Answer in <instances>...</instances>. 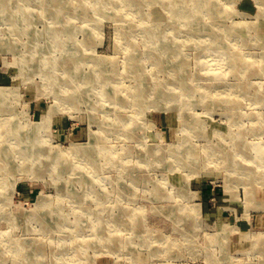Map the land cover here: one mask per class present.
Listing matches in <instances>:
<instances>
[{"label": "rangeland", "instance_id": "374dc122", "mask_svg": "<svg viewBox=\"0 0 264 264\" xmlns=\"http://www.w3.org/2000/svg\"><path fill=\"white\" fill-rule=\"evenodd\" d=\"M41 1L33 0L32 30L48 38L52 29L61 59L62 47H79L80 73L101 92L84 87L74 105H59L38 65H22L28 38L11 34L0 16V88L9 90L0 98V154L6 148L12 154L11 166L2 169L0 156V264H264V164L258 161V149L264 150V1L217 0L225 15L217 30L235 31L227 33L228 55L208 49L211 35L195 38L183 28L173 62H186L187 76L177 82L168 74L170 60L160 69L149 58V41L172 43L167 11L159 18L162 37L148 40L142 29L150 22L148 0H142L143 13L126 10L123 0ZM6 30L8 40L20 37L18 49H9ZM65 31L74 38L62 45ZM133 53L142 58L137 64ZM230 53L254 64L243 75L232 73ZM152 74L172 80L170 102H137L142 87L148 96ZM185 120L191 124L185 127ZM192 122L197 129H190ZM73 145L81 147L79 155L59 159L54 172L55 152L45 160L49 146ZM100 147L111 154H100ZM32 149L43 153L37 163L27 154ZM41 199L54 219L35 218ZM60 218L63 229L56 228ZM106 231L108 243L97 239Z\"/></svg>", "mask_w": 264, "mask_h": 264}, {"label": "bare ground", "instance_id": "6f19581e", "mask_svg": "<svg viewBox=\"0 0 264 264\" xmlns=\"http://www.w3.org/2000/svg\"><path fill=\"white\" fill-rule=\"evenodd\" d=\"M40 3L42 2L41 0H38ZM94 1V0H93ZM97 1V0H95ZM124 1V7L126 10L131 9L132 7L136 9V12L139 13H143V5H142V0H123ZM211 1H213V4L211 3ZM264 1V0H262ZM97 3V2H96ZM148 4L151 7V12H149V6L146 9V15L148 18H150V22L145 24L143 26V32L145 33V36L148 38V40H153V36L156 35H160L161 37L163 35V30L162 29V25L161 22L159 20L160 18V13L165 14V11H167V14L169 15V19L167 20V23L169 21L172 22V25H169L166 28L167 32H171L173 35V40L172 43L170 45H166L164 47H159L156 44H153V41H149L151 42L150 45L152 46L149 52V58H151V60L153 61V63L157 66L160 67L162 65V62L164 60H170V66H172L171 68H169V72L168 74L173 75V79L177 81H180V77L182 75V77L187 76L186 70L187 69V63L183 62L182 64H180L179 66L176 65V62H173L174 59H177L180 57L178 50V40L179 38L178 33H182L184 32L185 28L186 32L188 34H192L194 35L193 37L195 38H199L201 37L203 34H209L211 35V37H213V44L211 46L208 47V49L213 50V51H218L220 52L222 55L223 54H227L228 52L225 49V46L228 44L229 40H230V35H227V33L230 34H234L235 31H233V29L231 30H217V24H221L222 20L221 18H224V14L223 11L224 9L220 6V3H218L217 0H148ZM96 5V4H95ZM34 2L33 0H0V16L2 15L3 18L6 20V29H11V34L13 33V31L15 32V34L22 35L28 38L27 40V53L24 54H20L21 60H22V65L24 67L26 66H30V68H33V65L36 66V64L38 66L37 67V73H40V75L42 76L44 82L46 81H52L53 86L52 88H54V96L56 101L59 103V105L67 103L70 105H74L77 100L79 98H82L83 94H84V87H90L94 90L98 89L99 92H101V90L99 88H96V86L94 85V83L85 80V77H82V74L80 73V69L82 68L81 66L85 63V60L82 59L80 57V50L79 47L74 48L73 50H68L64 47H62L63 49V58L61 59V57H57L55 55V52L60 50L61 47H59L58 45H54L53 43L54 41L56 42L57 40H52L49 38V35L53 34V30L48 28L46 30V35H48L47 37H42L43 32L41 31H33L32 28L35 26L36 20H37V15L34 14ZM37 9H40L37 7ZM45 10V8H42L41 10ZM55 11L57 12H61L60 6L58 7H54ZM123 9V10H125ZM76 11H78V7L76 8ZM131 11V10H130ZM204 13H207L208 15H204ZM59 16V15H58ZM57 18H61L58 17ZM211 16V20H208V17L210 18ZM157 20H153L156 19ZM202 18H207V20H202ZM9 20V22H8ZM151 20H153L154 22L151 24ZM176 21H182L183 24L180 25H174V22ZM205 21V22H204ZM208 22V23H207ZM177 23V22H176ZM34 25V26H33ZM232 28V27H231ZM15 29V30H14ZM145 29V30H144ZM158 30H161L160 32H158ZM217 30V31H216ZM132 30H129V32ZM228 31V32H227ZM233 31V32H232ZM6 33L3 35V38L6 39L5 42L6 44H9V49L12 50H16L18 49V45H17V41L19 40V38H17L16 41H10L8 40V35L10 33V31L7 32V30L5 31ZM223 32L224 34H226V36H222L221 33ZM159 33V34H158ZM73 33H69L66 31L61 33V35L63 36L62 39H60L59 44L65 45V43L70 42L68 40L72 38L73 36H71ZM128 34V31L127 33ZM221 35V36H220ZM41 40H43L45 43L41 44ZM74 38V37H73ZM150 38V39H149ZM75 41H77L76 39H72V42L74 43ZM25 42V41H22ZM58 42V41H57ZM168 46V47H167ZM44 50H47L46 52ZM179 56V57H178ZM102 58V57H101ZM230 63L232 64V70L231 72H235L237 71V73L243 75L245 74V68L248 65H252L254 64L253 61H251V63L248 62L249 59L246 58L243 59L241 56L238 55H234L230 53ZM61 59V60H60ZM142 58H138L134 53H133V58L131 59L132 62H135V64H137V62H139L138 60H141ZM106 61V59H102V61ZM65 61V62H64ZM83 61V62H82ZM101 61L98 62V65ZM173 62V63H172ZM239 62V64H238ZM69 63H71L72 67H69ZM70 68V70L68 69ZM262 71H264V64L262 67ZM137 67H135V74L137 73ZM226 73H218V74H214L215 77H222L225 76ZM218 75V76H216ZM84 76V75H83ZM68 78V80H63V78ZM60 79V80H59ZM155 74H152V77L150 80H148V76L146 77V81L147 83H152V87L148 88V86L143 83L142 85H146L145 90L148 92V96H146V93L143 92V87L142 89L137 93V102L139 104L143 103L145 100L147 102V100L149 98H153V97H157L159 99H164L167 97V102H170L169 98H172L171 95V91H173L169 85L171 84V81H166V80H155ZM183 79V78H182ZM59 82V83H57ZM149 85V84H148ZM241 88L243 89L244 92H247L244 88V86H242V83L240 84ZM83 86V89L80 91V88ZM187 86V85H186ZM186 86L183 87L184 91H186ZM59 90V91H57ZM9 90H5V89H1L0 88V98L4 97L3 95H8ZM69 93H73L74 95V100L73 101H69ZM108 95V94H107ZM114 96V95H113ZM64 98V99H63ZM61 102V103H60ZM63 102V103H62ZM73 102V103H72ZM154 102L151 101V105H153ZM53 113V109L50 108L49 111L45 114L43 121L45 123V127H47V124L49 122V119L51 117ZM189 124L190 121H188ZM185 120V124L183 123V125L186 127L187 123ZM193 125L190 126V129L195 128L197 129L195 126H197L196 122H192ZM240 135V134H239ZM237 135V136H239ZM12 138H9V141ZM221 146H223L221 144ZM220 145H216V146H212L211 148L216 150V149H220L221 147ZM239 147V145H238ZM104 148L100 147L98 152L101 154V150H103ZM106 150L105 154H111L110 151H108L106 148L104 149ZM235 150V149H234ZM26 151V147H24L22 149V152H20V154L22 156L25 155ZM52 151L55 152V155L57 158H55L54 162H53V170L54 172H56L57 170H60L58 168V166H61V163H59V159H61L62 157H66L67 156H73V155H79V153L81 152V147L73 145L71 146L69 149H60V148H56V147H50L48 148V155L45 156V160H49L51 157V153ZM217 151V150H216ZM236 151V150H235ZM259 151V162H262L264 164V150L258 149ZM238 152V151H237ZM12 153L14 154V150L12 151ZM27 154H31L32 160L35 161L37 163L38 160H40V158L42 157L43 153L39 152V154L34 155V149L31 150L30 153ZM0 156H2V167L7 165L11 166V163L9 161H11V157L12 154L10 152L9 149H5L1 152ZM15 156V155H14ZM247 164L250 163L246 162ZM35 165V164H34ZM33 165V166H34ZM66 165V162H65ZM111 166L115 165V162L112 161ZM6 167V166H5ZM52 167V165H51ZM8 172V171H7ZM243 172L247 173V174H252L253 172L248 169L245 168L243 170ZM47 201L41 199L38 203L37 206L39 207L37 213L34 214L35 218L37 219H41L43 220V217L41 216V214H47L48 216H52L51 218H53L54 216V212L50 211V209H48L46 207ZM45 205V206H44ZM45 210V211H44ZM41 211H44L43 213H41ZM40 215V216H39ZM39 216V217H38ZM139 216V215H138ZM60 217V216H59ZM125 218H127V216H124ZM124 217H120L121 220L118 221H124ZM50 218V219H51ZM124 218V219H123ZM54 219V218H53ZM52 220V219H51ZM56 228L57 229H63V227H65L64 224V219L60 218L57 220L56 222ZM115 223V221H114ZM137 224V223H136ZM139 224V223H138ZM108 225V224H106ZM105 225V228H107ZM101 226H103V224H101ZM108 231H106V234H102L100 236H97L95 233V236H97L99 240L103 241L105 240V242H109L110 238L107 237ZM255 236H259V237H263V235H255ZM112 241V240H111ZM257 242V240H255V243ZM36 245V243H35ZM115 248V247H114ZM22 250V247L20 248ZM25 249V247L23 246V250ZM20 252V251H19Z\"/></svg>", "mask_w": 264, "mask_h": 264}]
</instances>
